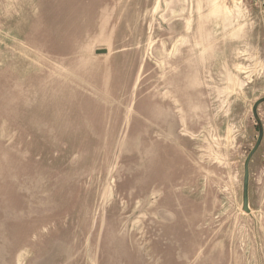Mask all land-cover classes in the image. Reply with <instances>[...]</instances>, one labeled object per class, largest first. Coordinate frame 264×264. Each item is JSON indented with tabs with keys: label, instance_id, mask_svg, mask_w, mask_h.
Here are the masks:
<instances>
[{
	"label": "rangeland",
	"instance_id": "1",
	"mask_svg": "<svg viewBox=\"0 0 264 264\" xmlns=\"http://www.w3.org/2000/svg\"><path fill=\"white\" fill-rule=\"evenodd\" d=\"M262 98L264 0H0V264H264Z\"/></svg>",
	"mask_w": 264,
	"mask_h": 264
},
{
	"label": "water",
	"instance_id": "2",
	"mask_svg": "<svg viewBox=\"0 0 264 264\" xmlns=\"http://www.w3.org/2000/svg\"><path fill=\"white\" fill-rule=\"evenodd\" d=\"M105 53H106V50L97 51V54H105ZM263 103H264V98L258 100L252 107V115H253L254 119L257 121V123H259L257 110H258V107ZM262 140H263V129L261 128V126H259L258 138L256 140V143H255L253 149L250 151V153L246 157V159L244 161V166H243L242 210L245 213H249V207H248L249 164H250V161H251L253 155L256 153L259 146L261 145Z\"/></svg>",
	"mask_w": 264,
	"mask_h": 264
}]
</instances>
